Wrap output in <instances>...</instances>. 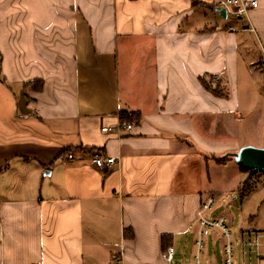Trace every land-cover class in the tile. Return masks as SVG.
Returning <instances> with one entry per match:
<instances>
[{"label": "crops", "instance_id": "obj_1", "mask_svg": "<svg viewBox=\"0 0 264 264\" xmlns=\"http://www.w3.org/2000/svg\"><path fill=\"white\" fill-rule=\"evenodd\" d=\"M217 1L0 0V264H194L200 202L232 191L238 215L218 216L235 250L261 235L245 207L264 180L242 195L247 173L216 157L264 147L240 125L264 104L239 102L240 88L264 100V0L237 22ZM121 109L141 120L119 128ZM94 153L115 163L93 167ZM204 239L202 264H222L218 231Z\"/></svg>", "mask_w": 264, "mask_h": 264}, {"label": "built area", "instance_id": "obj_2", "mask_svg": "<svg viewBox=\"0 0 264 264\" xmlns=\"http://www.w3.org/2000/svg\"><path fill=\"white\" fill-rule=\"evenodd\" d=\"M258 5L257 0H218L216 3L217 8H223L226 10V16L231 22H237L241 19H247L249 11L256 8ZM251 30L253 28L249 26ZM236 28L230 27L231 31H234ZM125 127L126 129H132V124L122 123L118 126ZM104 132L110 130L117 131L118 128L103 127ZM65 157L68 159H75L73 152L66 153ZM89 162L93 167H96L101 170H107L109 167L115 163V157L113 156H104L99 153H94L89 156ZM216 199L214 196H209L203 199L196 212V217L194 219L195 228L193 231L194 234V264L203 263V250L205 247V234L207 231L217 230L219 239L222 240L221 253L223 256V264H236L235 259V241L232 238V230L230 225L227 223V218L224 216L209 217L208 214L211 212V209L215 205ZM241 252L245 261L243 264H252L255 259L256 264L259 260L263 258V255L260 252V247L262 245L260 234L257 231H252L247 233L244 236H241ZM162 255L165 261L169 262L174 258V249L172 246H169L163 250ZM114 264H120L119 261H115Z\"/></svg>", "mask_w": 264, "mask_h": 264}, {"label": "rangeland", "instance_id": "obj_3", "mask_svg": "<svg viewBox=\"0 0 264 264\" xmlns=\"http://www.w3.org/2000/svg\"><path fill=\"white\" fill-rule=\"evenodd\" d=\"M244 85L245 84L241 83L240 86L243 87ZM252 94H253V97L251 98L250 94L245 92L243 88H240V101H239L240 107H241L240 109L245 110V108H247L246 111L250 112L249 110L253 109L254 106H257L259 108H262L263 110L262 106L264 104V100L262 99V96L257 95L256 93H252ZM244 113L245 114L243 115V118L240 120V125L242 123L245 125L244 129L247 131L248 135L251 136L254 133L255 135L259 133L260 137L262 136L264 137V116H261V115L257 116V114H254V113H246V112ZM255 118L256 120L259 119V121L257 122L258 124L255 123L256 122L254 120ZM243 124L241 126H243ZM241 126H239V129L241 128ZM257 127L259 130H257ZM222 128L219 127V131H222ZM255 130L257 133L254 132ZM242 138H243V141L246 142L245 144H247V142L250 140V138L248 140V137L245 134L242 135ZM260 178L261 180H264L263 176H259V175L254 176V179H253L254 182H251L253 183L252 186L256 182H259ZM262 183H264V181ZM228 196H231V198H235V199L231 201H221V202L216 203L213 209H211L212 211L210 212L211 213L210 216L216 217L219 214H222L225 212L229 213L230 215H234V216L238 215L239 212L237 208L240 205L239 195H237L235 191L234 192L232 191V192H228ZM261 197H264V185H260L258 190L255 191L253 194H251V196L247 199V202H246L247 206L245 207V209L252 210V213L254 215V226H251V227L256 228L261 231L260 238H261L262 245L260 247V252L264 254V199ZM235 230L236 228L233 226V231ZM209 233L210 231H207L206 235ZM208 239H209V242H212L210 237ZM235 252H236V264H242L241 244L236 246ZM188 259H190V254L188 256ZM252 264H256L255 259L253 260ZM258 264H264V255H263V258L259 260Z\"/></svg>", "mask_w": 264, "mask_h": 264}, {"label": "trees", "instance_id": "obj_4", "mask_svg": "<svg viewBox=\"0 0 264 264\" xmlns=\"http://www.w3.org/2000/svg\"><path fill=\"white\" fill-rule=\"evenodd\" d=\"M201 82L202 86L204 89L209 91L211 94L217 96V97H228V89L227 85L223 82L220 81L219 79H215L213 76H210L207 78L201 77L199 79ZM24 87L27 90H32V91H38L42 89V80H35L32 82H28L24 84ZM119 119H120V124L126 122L129 124H136L141 120V112L138 110H127V109H121L119 111ZM229 159H232L231 154H224L223 156H217L216 160L219 164L226 163ZM241 169L242 172L247 173V178L244 180V183L242 187L239 189L242 195H246L252 188L251 182H254V176H263L260 172L256 170H248L244 166L238 165ZM162 244L164 247V238L162 237ZM165 250V248L163 249Z\"/></svg>", "mask_w": 264, "mask_h": 264}, {"label": "water", "instance_id": "obj_5", "mask_svg": "<svg viewBox=\"0 0 264 264\" xmlns=\"http://www.w3.org/2000/svg\"><path fill=\"white\" fill-rule=\"evenodd\" d=\"M222 16H226V10L216 8ZM237 165L244 166L248 170H256L264 176V148L254 145L241 146L236 152L231 154Z\"/></svg>", "mask_w": 264, "mask_h": 264}]
</instances>
